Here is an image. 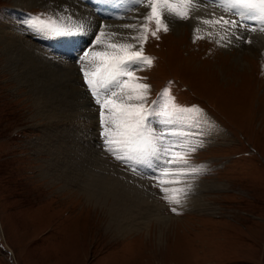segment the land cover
I'll return each instance as SVG.
<instances>
[{"label":"rangeland","instance_id":"rangeland-1","mask_svg":"<svg viewBox=\"0 0 264 264\" xmlns=\"http://www.w3.org/2000/svg\"><path fill=\"white\" fill-rule=\"evenodd\" d=\"M102 1L75 0L86 6L85 17L79 14L84 18L80 16L76 21H88L89 27L78 35L82 44L76 43L77 60L92 47L96 28L100 30L104 20L127 21L139 14L143 23L142 18L150 12L137 0H126L121 13L117 11L120 8L116 9L121 7L119 0ZM103 3L113 6L110 13H105L107 5ZM15 7L11 0H0V27L16 20L31 32L25 23L30 17L43 18L56 12L42 4ZM175 17L182 21L178 27L165 19L168 31L161 30L155 37L149 33L143 43L144 55L153 62L136 72L139 82L150 85L149 104H162L160 94L167 88L178 105L198 106L207 119L224 130L223 135L215 134L211 124L210 128L204 127L206 134L201 138H192L194 144L202 139L203 146L188 154V165L200 170L185 182L191 183L195 177L202 185L188 190L179 205L163 199L157 181L150 178L151 168L145 165L133 171L105 150L100 105L88 89L80 66L75 69L80 77L75 79L76 84L98 120L92 136L95 149L118 164L123 173L148 181V188L167 216L164 221L152 217L144 228L122 234L109 228L106 212L99 205L68 194L61 183L53 181L51 173L46 174L50 156L43 152L42 123L32 117L27 90L18 88L6 72L0 50V264H264V127L260 125L262 116L264 119V48L250 47L241 53L238 50L251 43L236 40L231 33L226 39L233 40V47H227V41L217 36H194L190 21ZM249 24L257 27L259 23ZM149 27L154 31L156 25L152 22ZM245 31L238 30L237 34L251 41ZM95 47L101 50L100 45ZM233 70L236 77L230 74ZM239 75L242 80L234 83L231 78L237 82ZM230 89L238 95L236 110L235 104L227 100ZM151 126L158 132L167 130L155 117ZM169 139L175 142L179 138ZM203 201L206 209L201 205Z\"/></svg>","mask_w":264,"mask_h":264},{"label":"bare ground","instance_id":"bare-ground-1","mask_svg":"<svg viewBox=\"0 0 264 264\" xmlns=\"http://www.w3.org/2000/svg\"><path fill=\"white\" fill-rule=\"evenodd\" d=\"M11 1L16 4L15 8L17 9L26 8L34 4L46 5V7H50V9L52 8L54 10L66 7L70 12L75 14L73 17L74 20L79 19L80 16L82 17L83 13L86 11V6L84 7L82 4L75 2V0ZM104 1L105 0L102 2ZM125 1L126 0H119L118 3L121 4V7H116V9L120 8L117 10L118 13L119 11L121 13L123 8L125 9L127 4ZM173 2H176V0H173ZM106 5L107 10L105 13H110V9H112L113 6L109 3ZM141 10L142 9H140V11ZM213 13L216 18H218V16L229 17L228 13H225L221 8L215 7L211 3L205 4L203 0H201L198 8H194L190 11L188 20L190 21L192 35H203L207 34L209 31H213L214 33L222 31L218 26L213 30L209 26L200 23L197 19L198 17L204 19L212 18ZM165 16L167 22L172 27H178L182 23V21L177 20L178 18H176L175 15L165 13ZM15 21L14 23L12 22L13 24L11 25L0 27L1 55L4 60L3 64L6 72L11 75L14 84L18 86V88L27 90V96L30 98L33 106L32 117H36L42 123L40 127L43 133L41 141H44L43 152L50 156L46 161V174L51 173L49 176L53 177V181L55 183H61L62 187L67 189L65 192L68 191V194L73 196L78 195V197L75 198H79V200L80 198L86 199V201L93 206L99 205L100 209L106 212L109 228L114 229L118 234H122L126 231L139 230L141 227L144 228V225L149 224L150 218L152 217L157 221H164L167 216L165 217L164 215L160 201L154 197L153 191L148 188L149 182L147 181L146 183L141 179L134 178L131 174L123 173L118 164H115V162H112V160L100 154L99 150L94 147L93 141L95 139H93L94 137L92 136H94L93 133L96 130L95 125L98 124V120L91 109L87 107L88 104L83 95L84 91L82 92V89L76 84V80H80V77L75 75L77 71H75L76 67L79 68L80 66V63L77 64L78 60L75 58L77 55L76 50L78 49L76 43H81V39L78 38L79 34L59 37V39L56 40L48 39L43 36L35 37V34L31 33L32 31H26L22 27L23 24L18 25L19 23L16 24ZM120 21L121 22L104 20L103 25L106 31L109 32L121 33L124 36L136 34L135 30L124 28L123 25H138L140 23L139 14L130 16L127 21ZM90 25L88 24V26ZM197 27L201 29L200 32L195 31ZM256 28L257 31L255 32L245 31L251 37V46L239 47L240 49L237 48L239 49L238 51L241 53L244 51L248 52L246 49L250 47H252V49L264 48V31L259 30V24ZM96 29H98L99 32V28ZM239 30L242 31V29ZM215 36L217 35L213 34V37ZM222 41H227V47L234 46L233 40H231L230 43L227 39H223ZM112 42L124 41L121 36H117L112 38ZM139 47L140 45L137 43L136 48L139 49ZM235 60L237 62L239 61L237 58ZM231 73L234 76L236 75L234 70L233 72L231 71L230 74ZM237 73L241 74L242 72ZM233 78H231L232 81L237 84L242 80V76H240V80L237 82H235ZM232 81L229 84L233 85L234 83ZM228 96L229 98H227V100L231 102V104H235L233 108L236 110L238 108L236 105L238 101L237 93L230 89ZM261 119L260 125L263 128V116ZM207 120L215 126V134L223 135L224 130H222L216 122L214 123L210 119ZM218 130H220V132ZM85 131H87V134L84 133ZM90 135L92 138H90ZM200 183L199 178L193 177V181L191 180V183L185 182L184 186L188 187V190H196L198 186L202 185ZM61 196L62 194L59 196V199L62 198ZM187 196L188 195H186V197ZM201 203H204L201 205L205 208L207 205L205 201ZM210 209L212 208L210 207ZM92 214V216L97 219L98 215L94 212Z\"/></svg>","mask_w":264,"mask_h":264},{"label":"snow or ice","instance_id":"snow-or-ice-1","mask_svg":"<svg viewBox=\"0 0 264 264\" xmlns=\"http://www.w3.org/2000/svg\"><path fill=\"white\" fill-rule=\"evenodd\" d=\"M200 2L201 0H137L138 4L149 8L150 12L143 17V23L123 25L124 28L135 30V35L124 36L109 32L101 25L92 47L78 58L84 81L101 108V136L104 138L105 150L132 167L133 171L145 165L151 168L153 176L150 178L157 181L163 199L176 205L182 202L188 191V187L184 186L186 178L200 170L188 165V154L202 147L203 140L198 139L195 144L191 140L205 135L203 129L205 126L210 128L211 123L198 106L178 105L167 88L160 94L164 101L162 104L160 101L149 104L150 85L138 82L141 78L136 72L141 71L143 66L152 65V59L144 55L143 43L149 33L155 37L161 30L168 31V25L164 23L165 13L187 20L190 11L198 8ZM203 2L211 3L225 13H230L231 17H236L216 18L214 13L212 18L198 17L203 25L213 30L218 26L222 30L207 32L209 37L215 34L220 39H226L231 33L236 40L251 43L243 35L237 34L239 29L257 31L249 21L258 22L259 30L264 31V0ZM74 16L65 7L57 9L52 16L30 17L25 23L27 29L48 39L84 34L88 31L87 22H77L73 19ZM152 22L156 25L154 31H150L149 27ZM195 31L200 32L201 29L197 27ZM117 36H121L124 42H112V38ZM137 43L140 45L139 49L136 48ZM96 45H100L101 50H96ZM154 117L159 119L166 131L158 132L151 126ZM177 126L179 130H176ZM192 128L200 131L185 130ZM171 136L179 139L173 142L169 139ZM172 211L177 212V209L172 208Z\"/></svg>","mask_w":264,"mask_h":264}]
</instances>
